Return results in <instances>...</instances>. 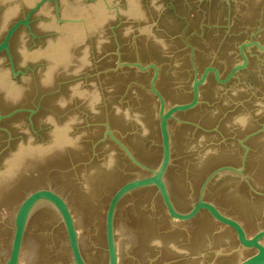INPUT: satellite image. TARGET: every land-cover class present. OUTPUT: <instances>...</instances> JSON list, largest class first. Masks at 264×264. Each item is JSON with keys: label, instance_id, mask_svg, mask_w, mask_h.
<instances>
[{"label": "water", "instance_id": "1", "mask_svg": "<svg viewBox=\"0 0 264 264\" xmlns=\"http://www.w3.org/2000/svg\"><path fill=\"white\" fill-rule=\"evenodd\" d=\"M168 1L0 0V264H264V0Z\"/></svg>", "mask_w": 264, "mask_h": 264}, {"label": "flooded vegetation", "instance_id": "2", "mask_svg": "<svg viewBox=\"0 0 264 264\" xmlns=\"http://www.w3.org/2000/svg\"><path fill=\"white\" fill-rule=\"evenodd\" d=\"M176 1H178V0H169V1H168V8H169L173 13H175V7H174V5H175ZM181 1L184 2V1H187V0H181ZM185 4H186V3H185ZM41 7H42V6H41ZM41 7H40V8H41ZM55 7H56V8L58 7V6H57V0H56V6H55ZM30 10H31V9H30ZM28 12H29V11H28ZM28 12H27V13H28ZM34 13H35V12H34ZM34 13H33V14H34ZM26 15H27V14H26ZM26 15H25V16H26ZM25 16H24V17H25ZM24 17H23V18H24ZM31 17H32V16H31ZM23 18H22V19H23ZM30 19H31V18H30ZM29 23H30V20H29ZM251 43H254V41L251 42ZM240 45H241V44H240ZM240 45H239V46H240ZM239 46H238V47H239ZM262 47H264V46H262ZM238 54H239V52H238ZM239 57H240V56H239ZM240 61H241V60H240Z\"/></svg>", "mask_w": 264, "mask_h": 264}]
</instances>
